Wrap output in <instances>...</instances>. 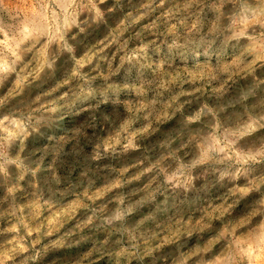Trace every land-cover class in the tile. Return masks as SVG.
<instances>
[{
    "label": "rangeland",
    "instance_id": "rangeland-1",
    "mask_svg": "<svg viewBox=\"0 0 264 264\" xmlns=\"http://www.w3.org/2000/svg\"><path fill=\"white\" fill-rule=\"evenodd\" d=\"M0 264H264V0H0Z\"/></svg>",
    "mask_w": 264,
    "mask_h": 264
}]
</instances>
